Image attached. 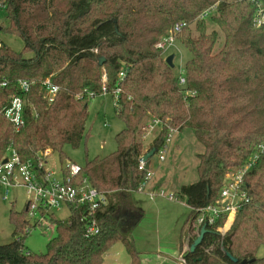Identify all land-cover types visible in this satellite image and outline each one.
Listing matches in <instances>:
<instances>
[{"label": "trees", "instance_id": "obj_1", "mask_svg": "<svg viewBox=\"0 0 264 264\" xmlns=\"http://www.w3.org/2000/svg\"><path fill=\"white\" fill-rule=\"evenodd\" d=\"M256 2L264 8V0ZM256 2L9 0L4 10L8 28L0 29L20 37L25 46L16 54L1 43L0 83L7 82L6 99L24 97L19 81L32 86L19 131L0 115V160L10 146L24 162L47 159L45 151L48 157H63L67 145L78 148L89 117L88 94L103 95L104 86L113 99V92L122 90L117 113L125 128L116 136L117 151L87 162L78 177V182L86 177L108 199L105 210L96 213L98 236L85 237L86 206L69 207L67 220L43 212L41 218L55 228L56 236L48 242V252L34 256L24 242L27 230L38 222L31 225L25 209L12 213L16 239L0 245V264H103L117 243L124 245L131 264H139L132 230L143 213L133 195L147 176L138 170L139 161L153 148L158 153L169 128L192 129L205 148L198 156V183L182 187L175 196L191 208L183 230L190 248L198 237L196 211L219 199L226 175L242 170L264 142V30L254 26ZM182 24L186 26L176 40L191 54L185 87L157 47ZM210 24L216 26L211 32ZM27 53L32 56L25 58ZM47 79L59 87L51 104L42 86ZM156 119L166 128L145 149L142 136ZM257 162L244 177L249 202L229 232L224 237L216 232L226 217L207 227L202 245L183 257L184 264H264V154Z\"/></svg>", "mask_w": 264, "mask_h": 264}, {"label": "rangeland", "instance_id": "obj_2", "mask_svg": "<svg viewBox=\"0 0 264 264\" xmlns=\"http://www.w3.org/2000/svg\"><path fill=\"white\" fill-rule=\"evenodd\" d=\"M3 27L8 28V20L5 11H0V28ZM215 27L214 24H210L208 29L211 32ZM191 29L194 36L198 35L194 26ZM1 43L16 54L23 53L25 46L20 37L0 29ZM219 49V46L216 47V52ZM172 55L174 56V73L178 77L185 76V65L191 59V54L176 40L174 45L166 49L164 53L166 58ZM31 56V53L24 55L25 58ZM88 112L86 131L80 146L73 148L67 145L63 149V157L51 154L46 159L47 171L54 173L59 179L62 177L64 162L67 165L75 164L84 168L87 162L93 161L95 158H106L117 151L116 136L124 130L125 125L118 117L113 97L109 93H105L90 98ZM158 135L159 132L155 134V139ZM141 142L144 143L145 149L150 145V141L142 139ZM165 150L167 153L164 162L159 161L158 153L151 158L149 170L153 175H151L144 191L136 192L133 195L135 205L143 211L144 215L139 223L133 226L132 238H134L136 250L144 251L141 259L144 258L149 264L163 262L158 259L159 253L165 255V258L175 264H184L183 254L189 248L186 251L187 239L183 230L185 222L191 214V208L176 200L175 196L182 187L198 183L197 168L200 162L198 156L204 154L205 148L197 140L194 131L185 128L177 130L172 135ZM170 196H174V199H171ZM3 198L4 191L0 188V245H7L16 239L14 237L15 225L11 218L12 213L20 214L25 211L29 196L25 189L19 188L11 189L7 201H3ZM49 213L54 214L58 220H67L70 215L67 208H62L61 211L52 210ZM236 216L237 214L231 222L226 218L223 225L218 227L221 230H226L224 236L231 229ZM27 219L31 225H35V222L38 221L40 223L26 237L24 242L26 250L34 256L45 254L48 252V242L56 236L55 228L45 219L36 218L34 220L26 216ZM124 248L123 244L117 243L107 253L114 254L118 252L117 250H124ZM263 253L262 250L260 257L264 256ZM125 256L129 258L126 253Z\"/></svg>", "mask_w": 264, "mask_h": 264}, {"label": "built area", "instance_id": "obj_3", "mask_svg": "<svg viewBox=\"0 0 264 264\" xmlns=\"http://www.w3.org/2000/svg\"><path fill=\"white\" fill-rule=\"evenodd\" d=\"M250 1L256 2V0ZM8 2L9 0H0V11L6 10ZM257 6L254 26L264 30V8L261 7V4ZM208 13L207 11L201 18L204 19L207 17ZM185 26V24L177 25L170 32V35L158 44V49L165 52L166 49L171 48L176 41V36L181 34ZM124 77L125 74L121 73L120 81L124 80ZM103 81H106V77L103 78ZM179 81L181 87L186 86V78L184 76H181ZM18 84L24 97L11 96L10 99H6L5 94H3V88L7 86V82L0 83V115L12 123L16 131H19L25 125L24 114L28 105L26 96L30 93L32 86L31 83L22 80L19 81ZM42 86L45 99L49 104L53 103L57 94H59V87L53 84L51 79H47ZM103 92L104 94L108 93L105 86ZM121 94L122 90L120 88H117L113 92L117 112L120 111ZM191 94L195 95L194 93ZM94 95L93 93L88 94L90 98H94ZM80 97L81 95L78 96V98ZM146 127L142 139L152 143L155 140V134L165 129L166 124L156 119L149 122ZM176 131L177 130L174 128L168 129L165 143L158 151L160 162L165 161V154L167 153L165 149ZM48 154L49 151L43 153L46 157H48ZM263 154L264 142L257 148V152L254 154L251 161L242 170L237 173L226 175L219 200L215 204L196 211L197 216L194 227L198 235L202 227L205 226L207 228L216 226L215 224L223 217L228 218L229 222H231L242 205L249 202L248 194L243 190L244 177L249 169L258 163L257 161H259L260 156ZM143 156L139 161L138 170L141 172L146 171L147 176L139 185L138 192L141 193L144 191L151 175H153L150 173V168L148 170L146 169V163H144L142 159ZM46 164V159L24 162L21 160L17 151L10 146L7 150V155L0 160V188L4 191L3 201L8 200L11 189H25L29 196V201L26 205L28 217L34 220L36 218L43 219L41 218L43 212L49 213L52 210L61 211L62 208L69 209V207L86 206L87 213L83 218L85 222V237L91 238L96 235L98 236L101 229L95 217L97 212H103L105 210L108 205L107 197L93 188L86 177L78 182V177L82 174V168L80 166L66 164L65 173H62V177L59 179L54 173H50L46 170ZM150 196L152 197V194ZM170 198L174 199V196H170ZM39 223L40 221H38V224ZM27 232L30 233L29 230H27ZM216 232L224 237L226 230L217 228ZM182 261L184 262L183 258Z\"/></svg>", "mask_w": 264, "mask_h": 264}, {"label": "water", "instance_id": "obj_4", "mask_svg": "<svg viewBox=\"0 0 264 264\" xmlns=\"http://www.w3.org/2000/svg\"><path fill=\"white\" fill-rule=\"evenodd\" d=\"M173 60H174V56H169L167 59H166V64L170 67V68H174L175 65H173ZM99 65L102 66V64L104 63V59L101 58L99 60ZM156 154V149H151L149 152H147L144 156H143V162L146 163V169L148 170L149 167H150V160L151 158ZM66 168V162L63 163V169ZM27 211V209H26ZM206 233H208V230L207 228L204 226L201 228V231H200V234L198 235L197 239L193 242V244L190 246L189 250L184 254V258L187 257L188 255L194 253L196 251V249L198 247H200L204 241V237L206 235ZM223 253L226 254L227 257H229V259L233 262V263H238V260L235 259V257H232L230 255V253L226 252L224 249H223ZM242 264H246L245 261L242 262Z\"/></svg>", "mask_w": 264, "mask_h": 264}, {"label": "crops", "instance_id": "obj_5", "mask_svg": "<svg viewBox=\"0 0 264 264\" xmlns=\"http://www.w3.org/2000/svg\"><path fill=\"white\" fill-rule=\"evenodd\" d=\"M150 144V143H149ZM147 153V152H146ZM67 164V163H66ZM150 168V167H149ZM47 170V168H46ZM137 207V206H136ZM138 208V207H137ZM139 209V208H138ZM140 210V209H139ZM142 213L143 211L140 210ZM144 215V213H143ZM124 218L126 219V221L128 220L129 218V215L126 214L124 216ZM189 241V240H187ZM189 248V245L187 243V247H186V251L188 250ZM118 252L114 253V254H106L105 255V259H104V263L103 264H131L132 263V258L131 256L128 254L126 248H124V250H117ZM125 251V252H124ZM125 253L128 255L129 258H127L125 256ZM140 256V259H139V264H149L144 258L141 259V256L144 254V251H141V252H138ZM159 261H163V262H157L159 264H175L174 262H171L170 260H168L167 258H165V255H161V253H159ZM185 254V253H184ZM183 254V255H184ZM162 259V260H161Z\"/></svg>", "mask_w": 264, "mask_h": 264}]
</instances>
